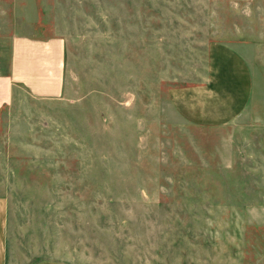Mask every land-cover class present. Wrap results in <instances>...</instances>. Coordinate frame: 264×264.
<instances>
[{"label": "rangeland", "instance_id": "374dc122", "mask_svg": "<svg viewBox=\"0 0 264 264\" xmlns=\"http://www.w3.org/2000/svg\"><path fill=\"white\" fill-rule=\"evenodd\" d=\"M13 34L64 41V88L2 112L0 262L212 264L219 236L242 247L234 221L264 213L215 197L254 182L222 173L264 172L247 128L261 92L219 128L186 123L169 92L199 79L212 43L260 70L264 0H0V59Z\"/></svg>", "mask_w": 264, "mask_h": 264}, {"label": "crops", "instance_id": "0c3cea01", "mask_svg": "<svg viewBox=\"0 0 264 264\" xmlns=\"http://www.w3.org/2000/svg\"><path fill=\"white\" fill-rule=\"evenodd\" d=\"M30 8L31 5L24 2V12ZM9 45L7 57L0 59V62H5L0 70V131L2 112L14 103L21 91L35 99H56L62 95L64 88L65 47L61 38L40 39L13 34ZM261 65L260 70H253L235 49L212 43L206 48L205 66L199 79L172 88L169 92L170 104L189 125L219 128L234 123L244 115L252 103L259 101L261 92L262 119L247 128L252 129L254 139H257L255 142L260 143L257 146L264 147V60ZM255 70L259 73H255ZM256 110H260L258 103ZM222 174H226L223 180L247 179L254 182L249 183L248 189L240 194L238 190L247 185L222 183V193H228L229 198L215 197V204L221 206L220 211L264 213V182L255 183L264 181V172ZM242 196L248 200L243 202ZM234 197L237 199L234 200ZM0 212H5L4 205H0ZM234 227L245 229L244 233H240L243 236L239 242L242 247L239 248L233 238L228 240L225 236H219V247L212 264H264V216L260 219L249 218L244 225L234 221ZM0 264L9 263L1 259ZM34 264L56 262L39 261Z\"/></svg>", "mask_w": 264, "mask_h": 264}]
</instances>
